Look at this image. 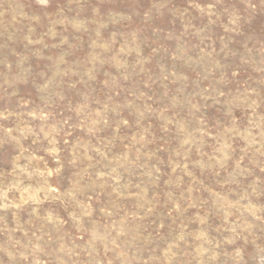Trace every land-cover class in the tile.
<instances>
[{
  "label": "rangeland",
  "instance_id": "rangeland-1",
  "mask_svg": "<svg viewBox=\"0 0 264 264\" xmlns=\"http://www.w3.org/2000/svg\"><path fill=\"white\" fill-rule=\"evenodd\" d=\"M0 264H264V0H0Z\"/></svg>",
  "mask_w": 264,
  "mask_h": 264
}]
</instances>
